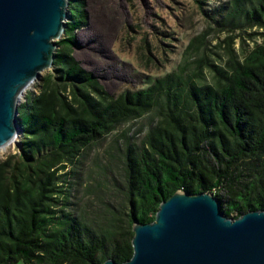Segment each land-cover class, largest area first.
I'll use <instances>...</instances> for the list:
<instances>
[{"label": "trees", "instance_id": "trees-1", "mask_svg": "<svg viewBox=\"0 0 264 264\" xmlns=\"http://www.w3.org/2000/svg\"><path fill=\"white\" fill-rule=\"evenodd\" d=\"M195 2L222 27L264 29V0ZM69 8L53 72L19 103L15 152L0 160V264L122 263L134 251L132 223L153 221L179 189L214 193L229 217L264 209V33L241 54L229 46L224 63L198 56L191 66L184 57L111 95L70 54L87 13L84 0ZM147 114L144 139L124 148L121 206L89 221L68 211L66 166Z\"/></svg>", "mask_w": 264, "mask_h": 264}, {"label": "rangeland", "instance_id": "rangeland-1", "mask_svg": "<svg viewBox=\"0 0 264 264\" xmlns=\"http://www.w3.org/2000/svg\"><path fill=\"white\" fill-rule=\"evenodd\" d=\"M196 5L195 0H84L87 19L74 31L78 45L70 54L82 68L94 72L98 85L117 95L141 85L143 76L181 63L184 57L191 66L198 56L224 63L229 46L238 55L242 49H252L254 39L262 42L263 28L233 31L205 17ZM253 32L256 34L251 39L249 34ZM62 38L64 33L57 41ZM49 72H53L52 67L41 74ZM205 73L209 80L207 69ZM29 90H37L35 82L21 95L20 102L25 101ZM152 119L147 114L122 122L66 166L64 172L68 174L62 177L66 181L62 183L68 194V211L89 221L106 207L115 210L121 206L124 148L127 143L139 144L144 139ZM16 141L0 152V160L15 152Z\"/></svg>", "mask_w": 264, "mask_h": 264}, {"label": "water", "instance_id": "water-1", "mask_svg": "<svg viewBox=\"0 0 264 264\" xmlns=\"http://www.w3.org/2000/svg\"><path fill=\"white\" fill-rule=\"evenodd\" d=\"M71 0H0V148L18 140L21 95L52 67ZM210 191L177 190L134 221L132 256L102 264H264V209L225 215Z\"/></svg>", "mask_w": 264, "mask_h": 264}, {"label": "bare ground", "instance_id": "bare-ground-1", "mask_svg": "<svg viewBox=\"0 0 264 264\" xmlns=\"http://www.w3.org/2000/svg\"><path fill=\"white\" fill-rule=\"evenodd\" d=\"M7 148H8L7 145L5 147L0 148V152H4Z\"/></svg>", "mask_w": 264, "mask_h": 264}]
</instances>
